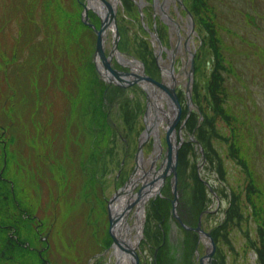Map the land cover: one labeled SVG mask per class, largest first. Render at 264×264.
Returning <instances> with one entry per match:
<instances>
[{"label":"rangeland","instance_id":"374dc122","mask_svg":"<svg viewBox=\"0 0 264 264\" xmlns=\"http://www.w3.org/2000/svg\"><path fill=\"white\" fill-rule=\"evenodd\" d=\"M46 1L33 6L34 24L46 34L33 37L31 30H21L30 20L9 10L18 0L0 5V245L11 255L2 264L118 263L113 253L117 221H111L129 183L137 196L128 206L129 223L139 227L133 252L125 250L132 264L135 256L139 264H214L218 254L224 264H264L257 250L263 243L257 228L264 208L256 196L264 198V0H210L220 47L229 56V121L211 112L209 98L201 100L198 92L195 99L197 86L206 93L216 64L205 44L207 33L186 0H107L118 8L103 35L111 66L130 73L123 76L128 81L145 75L176 89L182 117L176 141L171 140L174 132L170 135L171 160L168 130L177 114L171 97L147 80L124 86L110 81L114 75L97 55L95 30L83 26L78 0H48L47 6ZM90 1L107 9L102 0L83 3ZM88 15L100 23L104 19L90 6ZM143 58L155 60L153 75ZM95 73L101 88L113 85L120 91L113 93L111 87L108 98L102 96ZM152 88L163 93L159 99L150 97ZM151 98L161 122L157 133L143 138L146 117L156 115L149 109ZM240 117H248L246 126L236 121ZM201 127L211 128V145L225 171L209 160L198 139ZM165 160L164 184L135 217L132 209L146 186L142 171L160 170ZM249 183L257 188L253 197L247 195ZM237 196L238 212L228 221ZM13 197L27 211L17 210ZM197 198L206 207L199 215Z\"/></svg>","mask_w":264,"mask_h":264},{"label":"trees","instance_id":"16d2710c","mask_svg":"<svg viewBox=\"0 0 264 264\" xmlns=\"http://www.w3.org/2000/svg\"><path fill=\"white\" fill-rule=\"evenodd\" d=\"M36 1L37 0H18V5L15 6L14 8H13L12 4H10L8 6L9 10L12 12V14H16L17 17H20L21 19L26 18V20L27 19L30 20L31 23L28 22V26L24 25V28L21 27V30H26V29L31 30V34H32L31 36L32 37H33V35L37 36V34H39V35H45L46 34L45 32L44 33L40 32L39 31L40 28L34 24L35 19H34L33 9L35 7L34 4ZM83 1L84 0H78L77 1L79 7H81L80 8L81 10H83V8H84ZM128 1L132 3L131 0H128ZM186 1H187L185 3L186 6L191 11V13H193L195 16L199 17V23L202 25L203 29L207 33V37L206 38L204 37L205 44L208 46L207 49L212 51V54H213L214 59H215V64H216L215 68L212 72V75H211V81H210L209 85L207 84V86H206V93H202L200 91V88L198 89V86H197V90H195V92H196V98L195 99L196 100L198 99L199 94H200L201 100L204 97L206 99L209 98L210 99L211 112L215 115H219V117L221 116V117L227 118L228 120L227 119H224V120L229 121L230 116L228 115V111L226 110V102H227V99H229V95L226 92V85H225L226 84V78L225 77H226V73H230L231 71L227 67V63H229V56H228V54H225L226 51L224 49H222V47H220V43H219L220 39L217 36V30L215 28L216 24L214 23V22H216V20H215L216 11L213 8L214 6H212L210 0H193V4H190V2L188 0H186ZM7 2H8V0H1L0 5L4 6ZM124 2H126V0H124ZM47 3H48V0L46 1V6H47ZM15 4H17V1ZM129 11L134 12L135 10L130 8ZM4 13H5V11H4ZM27 15L29 16L28 18L26 17ZM21 19H19V20H21ZM254 19H257L256 16ZM91 22H93L97 27H100V25H101L100 20L95 18V17L91 18ZM81 24H83V23L81 22ZM83 26H86V28H88L89 30L91 29L89 26H87L85 24H83ZM208 35H209V37H208ZM120 45L125 46L124 40L121 42ZM137 51L140 52V50H137ZM149 52L151 53V51H149ZM263 54H264V52L262 51V56H264ZM152 56H153V53H152ZM143 59L148 64L146 67L148 68L150 74L153 75L154 72L152 73V69L156 66L155 60L151 63L148 61V59H146V58H143ZM199 61H200L199 64L196 65V70L199 71V73H200L201 64H202L201 58H199ZM92 70L94 71L95 69L92 68ZM95 76H97V78L95 79L94 83H96V86L102 90L103 93H101V95L103 96L105 94V92L108 90V89H106L107 86L102 84V87L103 86L104 87L101 88L99 76L96 73H95ZM112 88H113V93L120 91L119 89L115 88V86H112ZM108 92L105 94V96H107ZM198 92H199V94H198ZM251 96H252V93H251ZM196 104L199 106V108L205 114H207L204 111V107L201 106L200 101L197 102ZM248 110H246V111H248ZM126 113H128L129 116H132L131 111L128 110V111H126ZM193 118H194V120L189 121V123H190V129L189 130L190 131H192L195 127V123L197 121V115L194 114ZM240 118H238L236 121L237 122H243L244 125L246 126V124H248V121H247L248 117H245V118L240 117ZM127 120H128V117H127ZM133 129H135V127H133ZM199 130H201V131L198 133V137H199L198 139L205 145V147L208 151L209 160L211 161L212 164H215V162L218 161V165H217L218 169L221 171L222 170L225 171L224 170V162H221V160H219L220 159L219 156H217L215 154V151L211 145V140L209 137L210 132H211V128H207V129L205 128L204 129L203 127H201ZM244 140H246L245 136H244ZM233 156L237 160L238 155L233 153ZM180 174H181V172H180ZM196 178H197V176H196ZM199 185H200V188L204 190V188H205L204 184H202V182L200 180H199ZM248 188H249V190L247 192V195L250 197H253L254 194L257 192V188H256L255 184L249 183ZM168 193H169V191H168ZM256 196L259 199V202H258L259 206L264 208V198H262L261 196H258V195H256ZM168 197H169V195H168ZM237 197L233 199L232 208H231V211L229 212V215H228V219H229L228 221H234L235 220V216L232 214V212L233 211L238 212V209L240 206L239 197H238V199H237ZM13 200H14V204H15L16 209L20 211L19 207L21 205L19 204L18 199L13 197ZM168 201H169V198H168ZM195 203H199L198 198H197V200H195ZM202 207L206 208L205 203L204 204L202 203V205H201V203H199V209L197 212L198 215L201 212L200 209ZM167 210H168V207L166 208L165 211H167ZM257 230L259 232L260 240H263V243H261L258 246L257 250L259 252V256H260L261 260L264 263V222L262 224L258 225ZM15 239L16 238L10 239V240L13 242V240H15ZM215 239H216L215 241H217V243H218L219 238H218V235H216V234H215ZM9 249L10 248H7L6 251H8ZM4 254H6V255H4ZM4 259L5 260L11 259V255L7 254L5 252V249L4 248L2 249V246H1V249H0V263L1 264H2ZM219 259H220V261H218ZM218 260L214 264H221V263L224 264L223 259H222L220 254H218Z\"/></svg>","mask_w":264,"mask_h":264},{"label":"bare ground","instance_id":"6f19581e","mask_svg":"<svg viewBox=\"0 0 264 264\" xmlns=\"http://www.w3.org/2000/svg\"><path fill=\"white\" fill-rule=\"evenodd\" d=\"M114 2H116L114 0ZM116 4V3H115ZM159 6L161 3H158ZM90 7L96 8L101 15L104 18H107L108 16V10L104 7V5L100 2H96V1H90L89 3ZM163 6V5H162ZM161 7V6H160ZM114 11H117L118 8H116V6H113ZM112 24V23H111ZM110 24V25H111ZM113 27V26H112ZM130 63H134V61H129ZM8 77V75H7ZM172 85V84H169ZM107 88L109 90V87L111 88L113 85H106ZM160 90V89H159ZM157 89H153L152 91H150V97L152 96V98H157L159 99L161 97V95L163 94L162 92H160ZM108 94H107V98H108ZM151 98V103H150V112H152L153 114H156L155 117L154 116H148L146 117V123H147V130L146 132L143 134V138H150L151 135L153 133H157L158 129L157 126L159 125L160 121V116L157 115V105L153 102V99ZM58 101V100H57ZM156 111V112H155ZM121 112L123 113V110L121 109ZM75 122H78V118L75 117L74 118ZM169 121H172V117L171 115L168 117ZM157 125V126H156ZM76 132V131H75ZM75 134V133H73ZM176 132H174L172 134V142L176 141ZM78 138V136H77ZM76 138V139H77ZM142 138V140H143ZM143 158V157H140ZM168 160H165L162 168L159 170L157 168V166H153L152 170L150 171H142L141 175H145L144 178H146L144 180V182L146 183V186L144 188V191L142 193V198L139 200L140 202L137 203V205L132 209V212L134 211V215L135 217L140 218L142 209H141V205L143 203H145V201H147L148 199H150L151 197L155 196L156 193H158L162 187V184H164V178L163 175L165 173V171L168 169ZM138 175V174H137ZM143 178V179H144ZM133 184L134 183H129L128 186H126L121 194H123L124 198H120L115 207L113 208V214L114 217L116 219V226L113 230V234L117 240L115 247H114V255L117 258L118 263L116 264H132V260L130 255L125 251V249H131V247H133L134 245V240L133 238L135 237V239L138 237V235H135L134 230L136 225H131L129 223V215H130V210L128 208L129 204L131 201H135L137 198V196L135 194H131L132 190H133ZM14 201V200H13ZM139 228V227H136ZM133 244V245H132ZM125 248V249H124Z\"/></svg>","mask_w":264,"mask_h":264},{"label":"water","instance_id":"95a60500","mask_svg":"<svg viewBox=\"0 0 264 264\" xmlns=\"http://www.w3.org/2000/svg\"><path fill=\"white\" fill-rule=\"evenodd\" d=\"M102 1L107 6L108 16H107V18H104L102 20L100 28H97L96 25H94L93 23H91L89 21V15H88L89 6L85 5L82 18H83L84 23L86 25H89L90 27H92L95 30L96 34H97V55L99 54L103 58L106 69L110 73H113L114 78H115V79H113V78L110 77V81H112V82H114V83H116L118 85L122 84L124 86L125 85L124 83H128L129 85H131V84H133L135 82H138V81L147 80L148 82L157 85L159 88H161L163 91H165L171 97V99L173 100V102L175 103V105L177 107V114H176L175 120L170 124V129L168 130V141H169L168 157L171 160L172 159L173 145H172V142L170 140V135L175 131V128H176L175 126H176L177 122H179L181 117H182V115H181L182 114L181 106H180V102H179L178 96L176 94V89L174 88V86L170 87L169 85H167V84H165L163 82H158V81L154 80L153 78H151L149 76H145V75L144 76L134 75L136 78L138 77V79H135L133 82L132 81H128L125 78H123V76H128V75H130V73L119 72V71L115 70L111 66L110 62L106 59V56H105V53H104L103 35H104L107 27L115 20L116 11H114L112 4L109 3L107 0H102ZM118 40H119V32H118L116 40L114 42L115 43V48H117ZM193 71H194V69L192 67L190 72L193 73ZM191 85H192V83L189 82L188 87H187L188 88L187 92H189V90L191 88ZM175 170H176V167L174 165L173 166V171H175ZM111 222L115 223L116 220L113 219ZM206 234H207L208 237L211 238L209 233H206ZM113 237H115V236L113 235ZM114 240H115V242H117L116 238H114ZM212 242L214 243L213 240H212ZM214 249H215V243L213 245V250ZM125 250L129 251V252L130 251L133 252V250H131V249H125ZM208 257H212V253H210L208 255ZM135 258H136V264H139L138 261H137L138 260L137 256H135Z\"/></svg>","mask_w":264,"mask_h":264},{"label":"flooded vegetation","instance_id":"af4514ba","mask_svg":"<svg viewBox=\"0 0 264 264\" xmlns=\"http://www.w3.org/2000/svg\"><path fill=\"white\" fill-rule=\"evenodd\" d=\"M0 139H1V136H0ZM1 140H2V139H1ZM4 142H5V140H4ZM1 156H2V155H1ZM1 156H0V157H1ZM1 158H2V157H1ZM1 169H2V164H1V160H0V173H1V171L3 170V169H2V170H1ZM2 181H3V176L1 175V176H0V183H3ZM7 181H8V180H7ZM19 204L21 205V207H22V206L24 207V205H22L20 202H19ZM21 207H19L20 211H22V210L27 211V208H25V207L23 208V207H22V209H21ZM28 217L30 218V215H28ZM48 234L51 235V232H48ZM16 235H17V234H16ZM17 236H18V235H17Z\"/></svg>","mask_w":264,"mask_h":264}]
</instances>
